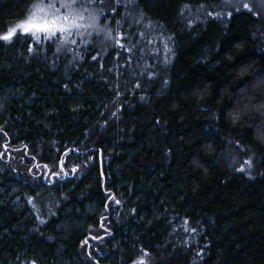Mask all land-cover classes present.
<instances>
[{"label": "trees", "instance_id": "trees-1", "mask_svg": "<svg viewBox=\"0 0 264 264\" xmlns=\"http://www.w3.org/2000/svg\"><path fill=\"white\" fill-rule=\"evenodd\" d=\"M221 2L109 0L95 58L0 41V264H264V15Z\"/></svg>", "mask_w": 264, "mask_h": 264}, {"label": "snow or ice", "instance_id": "snow-or-ice-1", "mask_svg": "<svg viewBox=\"0 0 264 264\" xmlns=\"http://www.w3.org/2000/svg\"><path fill=\"white\" fill-rule=\"evenodd\" d=\"M115 2L117 7L122 6L121 0H115ZM259 2L264 5V0H259ZM104 3L105 0H32V4L25 16L8 27L3 34H0V41L12 43L15 38L23 36L28 37L33 44H40L45 41H53L61 46H67L69 43L75 44L77 41L73 37L80 36L81 39H84L82 35L84 31L89 29L98 30L99 20L108 18V12H105L102 7ZM123 7H127V4H124ZM243 8L252 12V8L247 3L243 4ZM236 10L239 11L240 9L237 8ZM115 11V8L111 9L113 15ZM230 15L231 13H229ZM109 36H111V33H109ZM120 39H123V37L121 36ZM120 46L124 47L123 45ZM28 50L31 52L33 48L29 47ZM136 86L139 87V85ZM261 107H264V105H261ZM230 118L233 122L238 121L240 114L238 112L232 113ZM216 119H219V117H216ZM258 135L264 137V132H260ZM236 147L240 148L241 151H246L238 142ZM244 163L247 165V169L244 166H240L236 170L239 172H250L252 167L251 158ZM84 166L87 167V165ZM44 167L47 168L48 166L44 165ZM59 167L63 170V162H61ZM72 171L75 173L77 168H73ZM52 175L58 176L59 173L52 172ZM113 199L115 198L113 197ZM29 202L31 203L32 201L30 200ZM115 202L117 204L120 203L118 200ZM41 223H44V221H41ZM192 231L195 232V229H192ZM32 264H35V261H32ZM137 264H145L144 259L141 258Z\"/></svg>", "mask_w": 264, "mask_h": 264}, {"label": "rangeland", "instance_id": "rangeland-1", "mask_svg": "<svg viewBox=\"0 0 264 264\" xmlns=\"http://www.w3.org/2000/svg\"><path fill=\"white\" fill-rule=\"evenodd\" d=\"M247 3L250 5V7L252 8V10L258 12V13H262L264 15V5H262L259 0H222V2L220 3V5L215 8L212 12L210 16H220V17H227L229 15V13H232V10H236L237 8L239 9H244L243 8V4ZM124 5V4H122ZM103 9L105 12H108V18L107 19H103L101 18L98 22V26L97 29H89L86 30L82 33V35L84 36V39L86 40L87 44H85V46L87 48H85L90 55H94L93 58H95L96 56H98L96 49H99L97 47V45L102 44V42L106 41L105 37L109 36V31H113V30H117L119 31V27H121L122 25V21L121 18H119L120 16H116L117 13L121 14L122 10L120 12L115 11V14L113 15L111 13V9H113V5L109 6V0H105L104 5H102ZM115 7V5H114ZM133 8V3H127V7H124V9H132ZM246 10V9H245ZM190 13H187V16H189ZM191 16H193V13L191 14ZM108 25V27H107ZM73 39L75 40H79L77 41V43L75 44H80V46L84 45V39H81L80 36H75L73 37ZM99 42V44H96V42ZM161 41H164V50L165 53H158L155 52L154 54L157 55V57H161L162 59V64L164 65L167 61V59L170 56V41L166 40L165 37H163L161 35ZM45 42H51V45L53 46V48L55 50H57L59 48V50L63 49L64 47H71L73 44L69 43L67 46H61L56 42L53 41H45ZM43 44V43H41ZM112 54V53H111ZM114 57V54H112V57H110V60L112 61Z\"/></svg>", "mask_w": 264, "mask_h": 264}]
</instances>
